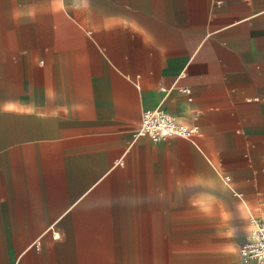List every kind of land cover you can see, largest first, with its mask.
I'll return each mask as SVG.
<instances>
[{"label": "crops", "instance_id": "0c3cea01", "mask_svg": "<svg viewBox=\"0 0 264 264\" xmlns=\"http://www.w3.org/2000/svg\"><path fill=\"white\" fill-rule=\"evenodd\" d=\"M250 213L264 0H0V264H253Z\"/></svg>", "mask_w": 264, "mask_h": 264}, {"label": "built area", "instance_id": "2783aa9c", "mask_svg": "<svg viewBox=\"0 0 264 264\" xmlns=\"http://www.w3.org/2000/svg\"><path fill=\"white\" fill-rule=\"evenodd\" d=\"M186 93L190 89L182 87ZM191 98V96H189ZM199 132L197 124H188L180 121L160 106L146 109L142 112L140 121L134 130V136H148L152 141L161 140L169 135L192 138ZM249 230L247 239L238 247L240 256L245 262L264 264V221L259 217L249 214ZM58 234L53 233L56 237Z\"/></svg>", "mask_w": 264, "mask_h": 264}, {"label": "rangeland", "instance_id": "374dc122", "mask_svg": "<svg viewBox=\"0 0 264 264\" xmlns=\"http://www.w3.org/2000/svg\"><path fill=\"white\" fill-rule=\"evenodd\" d=\"M38 236H39V235H37V234L34 235L33 240H35ZM35 241H36V240H35ZM35 241H34V242H35Z\"/></svg>", "mask_w": 264, "mask_h": 264}]
</instances>
